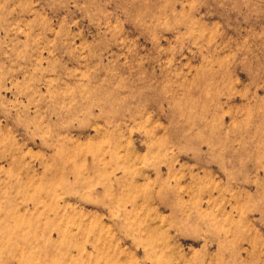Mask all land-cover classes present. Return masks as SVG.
<instances>
[{"label": "rangeland", "instance_id": "rangeland-1", "mask_svg": "<svg viewBox=\"0 0 264 264\" xmlns=\"http://www.w3.org/2000/svg\"><path fill=\"white\" fill-rule=\"evenodd\" d=\"M0 264H264V0H0Z\"/></svg>", "mask_w": 264, "mask_h": 264}]
</instances>
